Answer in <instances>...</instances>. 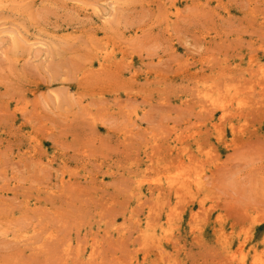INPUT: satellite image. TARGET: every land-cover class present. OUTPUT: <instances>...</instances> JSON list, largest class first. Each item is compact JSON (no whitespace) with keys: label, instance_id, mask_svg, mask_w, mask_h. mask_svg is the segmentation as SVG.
Here are the masks:
<instances>
[{"label":"rangeland","instance_id":"obj_1","mask_svg":"<svg viewBox=\"0 0 264 264\" xmlns=\"http://www.w3.org/2000/svg\"><path fill=\"white\" fill-rule=\"evenodd\" d=\"M0 264H264V0H0Z\"/></svg>","mask_w":264,"mask_h":264}]
</instances>
